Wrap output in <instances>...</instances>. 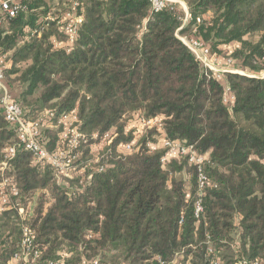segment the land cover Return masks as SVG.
<instances>
[{
    "label": "trees",
    "instance_id": "obj_1",
    "mask_svg": "<svg viewBox=\"0 0 264 264\" xmlns=\"http://www.w3.org/2000/svg\"><path fill=\"white\" fill-rule=\"evenodd\" d=\"M53 1H25L6 19L0 55L10 56L23 90L8 87L29 117L50 111L57 126L77 110L78 169L65 186L30 152L8 158L17 134L0 109V180L19 191L14 207L0 204V264H25L15 260L25 227L38 264H173L178 256L182 264H264V78L225 74L227 103L224 82L178 38L185 13L177 4L152 14L150 0ZM181 1L191 15L183 36L206 44L212 59L264 71V0ZM68 13L83 17L72 44ZM141 117L159 119L162 131L136 139ZM49 130L53 152L63 127ZM108 134L96 165L93 146ZM155 135L192 146L205 162L169 157ZM125 144L132 150L121 152Z\"/></svg>",
    "mask_w": 264,
    "mask_h": 264
},
{
    "label": "built area",
    "instance_id": "obj_2",
    "mask_svg": "<svg viewBox=\"0 0 264 264\" xmlns=\"http://www.w3.org/2000/svg\"><path fill=\"white\" fill-rule=\"evenodd\" d=\"M28 0H1L0 1V28L3 26L6 19H13L17 17L20 11L24 9V2ZM75 1V0H73ZM151 13H160L169 5H174L170 0H150ZM176 5V4H175ZM184 12V11H183ZM184 18L182 20V25L177 31L178 38L188 47V49L194 54L196 59L202 64L203 68L207 71H211L214 76L220 79L221 75L219 70H217L216 59H212L211 50L203 42L190 39L181 34V31L188 25L191 20L190 12H184ZM68 24L65 27V31L69 37V44L76 41L79 26L83 22L82 16H76L75 13H68L67 15ZM216 60V62H215ZM230 61V60H229ZM230 68L232 67V61L229 62ZM11 67L10 59L8 55L0 56V109L6 121L15 129L17 134V143L5 150L8 158H14L17 153V149L21 148L27 152H30L37 163L44 162L50 164L55 169V175L58 182L62 185L68 186L69 180L73 179L75 176V171L78 166L75 164L79 159L76 150L79 146L80 140L82 139V134L80 133L81 121L78 116L77 110H73L68 114L63 115L57 126L53 123L47 122V120L54 117V113L46 111L42 117L34 119L29 117L28 113L23 109L19 101L13 96L7 83L6 72L8 68ZM216 67V68H215ZM219 72V73H215ZM225 73L233 74H243L239 70H224ZM222 73V74H225ZM263 73V72H262ZM261 78H264L262 76ZM139 126L142 130L151 129L155 126L162 131V124L159 119L147 120L141 117L138 121ZM63 127V130L59 134V141L55 151L51 152L48 149L47 142L45 141V133L49 129ZM113 136L110 134L106 135L102 140V144L107 141L109 144L112 142ZM163 147L168 149L169 157H189V162L194 165L201 166L206 157L197 153L192 146H186L181 142H171L164 141ZM123 148V152H129L132 150V144H125L120 147ZM155 148V147H154ZM156 148H158L156 146ZM94 151V149H93ZM99 156H94L93 163L98 164L100 161ZM3 163V168L6 166ZM1 168V169H3ZM104 166L100 167L99 170H103ZM206 177L201 175L200 184L201 188L206 185ZM10 180L8 178H3L0 180V204H9L14 207L15 204L12 203L10 195H18L19 191L17 188H11L8 192ZM7 192V193H6ZM202 212V207L200 204L197 205V216ZM20 215L24 218L27 215L25 207L19 209ZM24 238H23V250L20 255L15 257L16 261H21L25 264H38L37 260L40 257V252L35 250L34 244V232L28 228H24ZM48 264H60L56 261H51ZM97 264V262H96ZM219 264V263H215ZM259 264V263H252Z\"/></svg>",
    "mask_w": 264,
    "mask_h": 264
},
{
    "label": "rangeland",
    "instance_id": "obj_3",
    "mask_svg": "<svg viewBox=\"0 0 264 264\" xmlns=\"http://www.w3.org/2000/svg\"><path fill=\"white\" fill-rule=\"evenodd\" d=\"M54 6H56L59 2H58V0H54L53 2H51ZM178 5V4H177ZM180 6V5H179ZM62 7H64V6H62ZM181 8V7H180ZM188 8V7H187ZM182 9V8H181ZM182 11H183V9H182ZM69 41V40H68ZM55 43H57V41H55ZM66 43V42H65ZM62 44L63 43H58L57 44V46L58 47H61L62 46ZM67 44H68V42H67ZM0 56H2V55H0ZM8 58L10 59V56H8ZM217 61H218V65H217V70H219V72H221L220 73V75H221V77H220V80L221 81H223L224 82V86H225V98H226V101H227V103H232V100H233V97H232V93L230 92V90H229V88H228V85L225 83V79H224V75L225 74H227V73H225L224 72V70H239L240 72H242V73H244L246 76H256V77H262V76H264V71H263V73H261L260 75H252V74H249L248 72H246V71H244V70H241L239 67H238V65H237V63L236 64H234V65H232V67L230 68V66H229V60H228V58L227 57H225V59H217ZM225 61V62H224ZM215 62H216V60H215ZM10 72V68H8V70H7V72H6V75H7V83H8V86L9 85H12L13 87H12V89H13V92H15V94L17 93V94H20L21 92H22V90H23V87H21L20 85H19V83H15L13 80L15 79V75L13 76H11V74L9 73ZM219 72H215V73H219ZM222 73H225V74H222ZM240 75H243V74H240ZM18 96V95H17ZM134 126V123L132 124V126L131 127H133ZM130 127V126H129ZM128 128V127H127ZM52 131H58V129L57 128H54V129H51ZM48 131V130H47ZM46 131V133H45V136L46 137H48V132ZM50 131V130H49ZM143 130H142V127L141 126H137L136 125V131H135V137H137L136 139H140V137H142V135H143ZM155 138L157 139V144H160V145H162V144H164L163 143V141L162 140H160V137H159V135H155ZM105 144V143H104ZM104 144H102V143H99L98 145H94L93 146V149H94V156H99V157H101L102 155H101V153H102V149H103V146H104ZM120 151L121 152H123L124 150H123V148H121L120 149ZM126 153V152H125ZM36 162V164H37V161H35ZM62 185V184H61ZM173 264H182V257L181 256H178L177 258H176V260L173 262Z\"/></svg>",
    "mask_w": 264,
    "mask_h": 264
},
{
    "label": "crops",
    "instance_id": "obj_4",
    "mask_svg": "<svg viewBox=\"0 0 264 264\" xmlns=\"http://www.w3.org/2000/svg\"><path fill=\"white\" fill-rule=\"evenodd\" d=\"M1 1V0H0ZM171 3H175V4H178L180 5V7L183 9L184 12H187L189 11L188 8H187V5L185 2L181 1V0H170Z\"/></svg>",
    "mask_w": 264,
    "mask_h": 264
}]
</instances>
